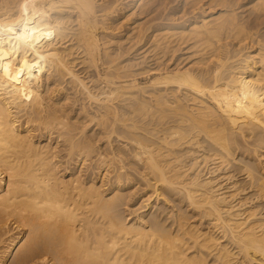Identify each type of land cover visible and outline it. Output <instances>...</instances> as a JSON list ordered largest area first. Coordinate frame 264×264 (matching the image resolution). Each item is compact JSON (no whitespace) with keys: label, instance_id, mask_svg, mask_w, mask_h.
Instances as JSON below:
<instances>
[{"label":"bare ground","instance_id":"6f19581e","mask_svg":"<svg viewBox=\"0 0 264 264\" xmlns=\"http://www.w3.org/2000/svg\"><path fill=\"white\" fill-rule=\"evenodd\" d=\"M171 1L0 0V264H264V0Z\"/></svg>","mask_w":264,"mask_h":264},{"label":"rangeland","instance_id":"374dc122","mask_svg":"<svg viewBox=\"0 0 264 264\" xmlns=\"http://www.w3.org/2000/svg\"><path fill=\"white\" fill-rule=\"evenodd\" d=\"M170 1H171V0H169V2H170ZM172 1H174V2H172ZM172 1H171V2H172L171 5H170L171 9L169 8L170 10L167 12V14L170 13V12L178 13V15L184 13V14H186V15L183 14V16H184L183 19L186 20V21L191 20V19H194V17L196 16V13H198L199 10H201V8H202L201 6H199V7H198L199 10H197L198 12L196 11V13H195V12H193L192 9H190V6H188L189 8H188L187 6H185L183 0H182V1H181V0H177V1H176V0H172ZM247 2H248L247 0H246V1H245V0H244V1L239 0V3H240L239 7H242V8H239V12H240V14H242L243 17H245V18H247L246 15H248V7H249V6H248V7H247V6H244ZM242 5H243V6H242ZM183 6H184V7H183ZM185 7H186V8H185ZM207 7H208V6H206L205 8H207ZM161 10H162V9H161ZM158 12H159V13H158L159 15H156V16H158V18H163V15H164L163 10H162L163 13L160 12V10H159ZM160 14H161V15H160ZM167 14H166V15H167ZM153 15H154V16H152V17H154V19H155V14H153ZM159 16H160V17H159ZM161 16H162V17H161ZM180 17H181V16H180ZM180 17L178 16V18H180ZM156 19H157V17H156ZM183 19H182V17H181L179 23L182 22L181 20H183ZM158 20H161V19H158ZM184 20H183V22H186V21H184ZM245 20H246V19H245ZM143 22H144V21H143ZM183 22H182V23H183ZM186 46H187V45H186ZM149 47H150V45H149L148 47L146 46L145 48L148 49ZM183 47H184V48H183ZM179 48H180V49H179ZM179 48H178L177 51L180 50L181 52H176L177 54L175 53L174 56H175L177 59H178V58H179V59H186L185 57H187L188 54H187V53H183V52H187V51H185V50H187L188 46L185 47L184 45H182V47H179ZM186 54H187V55H186ZM183 55H184V56H183ZM151 56H152L153 58H152ZM151 56H149V57H151V59L148 60V65L151 64V63H153V64H151V65H153V66H150V65H149L148 68H149V69H150V68H151V69H156V68L158 67V63L155 64V62H156V61H155V57L153 56V54H152ZM177 56H178V57H177ZM182 56H183L184 58H183ZM175 57L173 58V59H174L173 62H174L175 59H176ZM166 58H167V57H166ZM166 58H165V59H166ZM152 59H153V61H152ZM177 59H176V60H177ZM150 60H151L152 62H151ZM161 61H162V60H161ZM186 61H187V62H186ZM186 61H185L186 63L183 61V64L181 65V67H182V66H183V67H188L190 61H189V60H186ZM188 61H189V62H188ZM160 63H161V62H160ZM154 64L156 65V68H155V65H154ZM233 65H236V64L234 63ZM152 67H153V68H152ZM140 79H141L142 81H145V76H141ZM263 167H264V165H262V168H263ZM136 188H137V189H136ZM136 188H135V189H136L135 191L133 190V191H134L133 193H137V192H138V194H139V193H140L139 191L142 192V190H143L144 187L142 188L141 184H139L138 187L136 186ZM138 189H139V191H138ZM136 191H137V192H136ZM140 194H141V193H140ZM151 195H152V193H149V195H147L146 197H149V196H151ZM146 197H145V199H147ZM152 200H154V197H153ZM144 204H145V203H144ZM140 206H143V204H142V205L140 204ZM144 206H145V205H144ZM144 210H145V209H144ZM130 212H131V211H127V213H130ZM132 216H134V215H132Z\"/></svg>","mask_w":264,"mask_h":264}]
</instances>
